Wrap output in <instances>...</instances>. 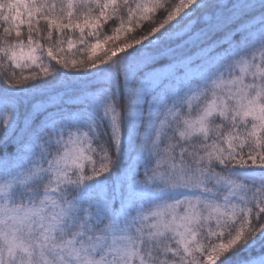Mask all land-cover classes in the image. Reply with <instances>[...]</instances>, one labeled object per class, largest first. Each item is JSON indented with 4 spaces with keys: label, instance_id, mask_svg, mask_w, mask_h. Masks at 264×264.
<instances>
[{
    "label": "snow or ice",
    "instance_id": "snow-or-ice-1",
    "mask_svg": "<svg viewBox=\"0 0 264 264\" xmlns=\"http://www.w3.org/2000/svg\"><path fill=\"white\" fill-rule=\"evenodd\" d=\"M0 264H264V0H0Z\"/></svg>",
    "mask_w": 264,
    "mask_h": 264
},
{
    "label": "trees",
    "instance_id": "trees-1",
    "mask_svg": "<svg viewBox=\"0 0 264 264\" xmlns=\"http://www.w3.org/2000/svg\"><path fill=\"white\" fill-rule=\"evenodd\" d=\"M115 27V25H113V24H109V27H108V29H105L104 30V34L105 35H113L114 33H112V31H111V29L112 28H114ZM24 31L26 32V29H24ZM77 35H78V33H77ZM101 40H103V35H101ZM121 38H122V36H121ZM92 42H94V40H92V41H89V43H92ZM63 47L65 48V53H64V55H67L69 58H75V59H81V58H86V55L85 56H81L79 53H77V52H75V51H73V52H67V43H66V41H65V44L63 45ZM100 51L101 50H98L96 53H95V55H99L100 54Z\"/></svg>",
    "mask_w": 264,
    "mask_h": 264
},
{
    "label": "rangeland",
    "instance_id": "rangeland-1",
    "mask_svg": "<svg viewBox=\"0 0 264 264\" xmlns=\"http://www.w3.org/2000/svg\"><path fill=\"white\" fill-rule=\"evenodd\" d=\"M98 51V50H97Z\"/></svg>",
    "mask_w": 264,
    "mask_h": 264
}]
</instances>
